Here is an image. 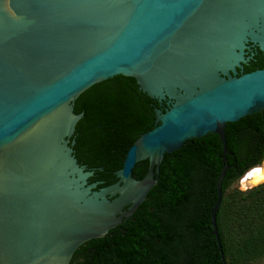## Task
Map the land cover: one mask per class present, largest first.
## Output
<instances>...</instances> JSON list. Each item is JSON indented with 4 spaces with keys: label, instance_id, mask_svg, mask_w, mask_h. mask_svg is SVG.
I'll return each mask as SVG.
<instances>
[{
    "label": "water",
    "instance_id": "95a60500",
    "mask_svg": "<svg viewBox=\"0 0 264 264\" xmlns=\"http://www.w3.org/2000/svg\"><path fill=\"white\" fill-rule=\"evenodd\" d=\"M248 42L264 51V0H0V264H71L145 202L166 153L209 133L223 147L211 225L226 264V126L264 110V69L230 74L232 48ZM117 75L173 104L154 107L156 127L101 187L75 156V102Z\"/></svg>",
    "mask_w": 264,
    "mask_h": 264
},
{
    "label": "trees",
    "instance_id": "16d2710c",
    "mask_svg": "<svg viewBox=\"0 0 264 264\" xmlns=\"http://www.w3.org/2000/svg\"><path fill=\"white\" fill-rule=\"evenodd\" d=\"M264 69V64L260 66ZM154 101L132 77L117 75L98 83L75 102L84 114L73 146L81 165L94 170L90 183L118 181L135 141L156 127ZM227 161L223 200L217 213L226 264H264V184L247 191L239 181L264 160V110L226 126ZM223 167L220 138L209 133L166 153L157 184L145 202L105 237L83 244L71 264H224L211 225L216 183ZM147 160L133 176L143 179Z\"/></svg>",
    "mask_w": 264,
    "mask_h": 264
},
{
    "label": "flooded vegetation",
    "instance_id": "af4514ba",
    "mask_svg": "<svg viewBox=\"0 0 264 264\" xmlns=\"http://www.w3.org/2000/svg\"><path fill=\"white\" fill-rule=\"evenodd\" d=\"M230 53H231V57L233 61L234 62L238 61V63L235 65L237 73L235 74L232 71H230V74L232 75V77H240L244 74H248V73H252L257 70H261L260 66L264 64V51L260 49V46L258 44H255L253 42L246 43L244 48H241L236 45L234 48H232ZM153 101L155 104L154 107H159L164 112L171 109L172 104H173L172 101L169 99L163 100L162 102L158 100H153ZM94 176H95V173H94Z\"/></svg>",
    "mask_w": 264,
    "mask_h": 264
},
{
    "label": "bare ground",
    "instance_id": "6f19581e",
    "mask_svg": "<svg viewBox=\"0 0 264 264\" xmlns=\"http://www.w3.org/2000/svg\"><path fill=\"white\" fill-rule=\"evenodd\" d=\"M262 183H264V165L251 170L244 179V184L250 187H255Z\"/></svg>",
    "mask_w": 264,
    "mask_h": 264
},
{
    "label": "rangeland",
    "instance_id": "374dc122",
    "mask_svg": "<svg viewBox=\"0 0 264 264\" xmlns=\"http://www.w3.org/2000/svg\"><path fill=\"white\" fill-rule=\"evenodd\" d=\"M263 165H264V160L262 161V166H263ZM247 175H248V174H247ZM247 175H246V176H247ZM246 176L243 177V178L239 181V183H238V185H237V188H238L240 191H247L248 189H250V186L244 184V179L246 178ZM252 187H254V186H252Z\"/></svg>",
    "mask_w": 264,
    "mask_h": 264
}]
</instances>
